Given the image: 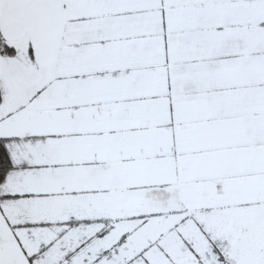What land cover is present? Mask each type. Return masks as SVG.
I'll return each mask as SVG.
<instances>
[{
    "label": "snow or ice",
    "instance_id": "6c2138e0",
    "mask_svg": "<svg viewBox=\"0 0 264 264\" xmlns=\"http://www.w3.org/2000/svg\"><path fill=\"white\" fill-rule=\"evenodd\" d=\"M0 264H264V0H0Z\"/></svg>",
    "mask_w": 264,
    "mask_h": 264
}]
</instances>
